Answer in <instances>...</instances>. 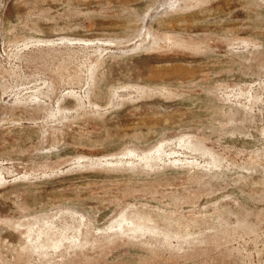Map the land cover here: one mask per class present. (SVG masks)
Returning <instances> with one entry per match:
<instances>
[{
	"label": "rangeland",
	"instance_id": "374dc122",
	"mask_svg": "<svg viewBox=\"0 0 264 264\" xmlns=\"http://www.w3.org/2000/svg\"><path fill=\"white\" fill-rule=\"evenodd\" d=\"M0 264H264V0H0Z\"/></svg>",
	"mask_w": 264,
	"mask_h": 264
}]
</instances>
